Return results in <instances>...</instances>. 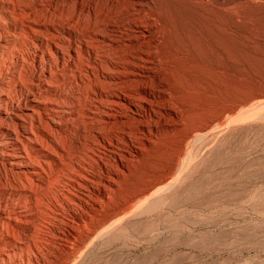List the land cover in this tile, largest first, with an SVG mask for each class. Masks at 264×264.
Instances as JSON below:
<instances>
[{
    "label": "rangeland",
    "instance_id": "rangeland-1",
    "mask_svg": "<svg viewBox=\"0 0 264 264\" xmlns=\"http://www.w3.org/2000/svg\"><path fill=\"white\" fill-rule=\"evenodd\" d=\"M204 4L201 9L209 16L204 14L200 19L184 0H158L153 9L169 29L158 51L168 65L171 104L180 113L178 122L174 121L177 124L151 136V144L141 157L133 158L110 199L102 202L101 211L89 213L86 222L75 225L73 237L68 236L67 227L73 221L72 213L64 208L57 213L54 205L61 198L51 200V189L41 190L35 221L28 232L19 233L36 241L38 250L19 247L14 261L0 264H264V0H212ZM58 36L65 39L63 52H72L71 46L81 41L87 45L88 41L83 34L77 41L63 31ZM49 46L37 48L30 38L15 33L14 42L0 43V64L13 68V56L8 52H21L29 60L24 70L34 69L27 89L35 91L32 79L53 72L73 82L58 85L63 101L68 102L78 89H84L80 82H74L92 79L85 69L88 61L80 55L77 64L58 61L49 65L36 53L54 52ZM77 52L85 50L78 48ZM113 59L121 61L117 56ZM21 74L27 78L24 71ZM16 101L24 107L22 99ZM81 106L86 104L81 102ZM79 124L68 137L77 146L69 147L65 164L53 170L51 188H68L64 178L74 163H82L91 177L101 175L106 162L113 164L112 155L94 138L90 126ZM119 132H112L107 142L119 138L123 143ZM61 140L67 146V140ZM154 182L157 184L149 193L137 197ZM14 246L7 243L4 250Z\"/></svg>",
    "mask_w": 264,
    "mask_h": 264
},
{
    "label": "bare ground",
    "instance_id": "bare-ground-1",
    "mask_svg": "<svg viewBox=\"0 0 264 264\" xmlns=\"http://www.w3.org/2000/svg\"><path fill=\"white\" fill-rule=\"evenodd\" d=\"M184 1L198 19L204 14L209 16V12L201 9V5H205L204 1L210 3L212 0ZM157 6L158 0H0V43L14 42L17 33L20 37L24 35L30 38L37 48L50 45L54 52H36L41 54V58H46L49 65L58 61L77 64L81 60L80 55H84L88 61L85 66L87 76L94 78H80L74 82L76 85H84V89H78L79 92H74L70 100L64 102L58 85L73 84L71 80L58 78L53 72L43 73L32 79V84L37 89L31 91L27 89L26 82L30 81L34 69L24 70L25 61H29L24 54L8 52L11 53L8 56H13V68L5 69V66L0 64V263L11 262L19 253V247L32 246L38 250L39 244L36 241L19 233L28 232L35 221L41 190L50 188L54 195L51 200L55 201L56 196L61 198L60 202L54 205L57 213L61 208L72 213L73 221L69 222L67 227L68 236L73 237L75 225L86 222L89 213L99 211L102 202L110 199L111 193L129 171L133 158L141 157L144 149L151 144V136L168 131L177 124L180 113L171 104L173 94L168 65L162 61L158 51L161 40L169 29L165 24L166 20L163 21L160 14L153 10ZM61 31L66 32V37L76 41L79 34L86 35L87 45H82L81 41L78 45L71 46L72 52H63L65 49L62 51L61 46L65 44V39L58 36ZM78 48L84 49L85 52H77ZM36 53L34 52V56L37 58ZM114 55L121 61L116 62ZM32 61L35 62L33 59ZM23 71L27 77L25 79L21 76ZM17 98L23 100L24 107L16 101ZM81 102H84L86 107L82 108ZM79 122L90 126L94 138L96 137L112 155L113 164L108 165L105 161L102 174L91 177L82 163H74L68 172L66 171L64 178L68 188H60V185L51 188V178L56 173L55 171L53 174V170L62 168L68 149L77 146L68 140V137L77 131L75 125ZM117 131H120L123 143L118 141L119 138L107 142L106 137ZM61 137L67 140V146L64 141L61 143ZM156 184L157 182H154L144 188L137 197L149 193ZM164 188L161 189L164 191ZM158 192H161L160 189ZM156 194L154 193V196ZM115 224L113 227L119 226V222ZM7 243L15 246L5 251Z\"/></svg>",
    "mask_w": 264,
    "mask_h": 264
}]
</instances>
